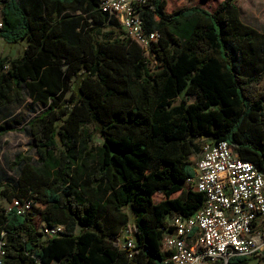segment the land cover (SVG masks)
Listing matches in <instances>:
<instances>
[{"label": "trees", "instance_id": "1", "mask_svg": "<svg viewBox=\"0 0 264 264\" xmlns=\"http://www.w3.org/2000/svg\"><path fill=\"white\" fill-rule=\"evenodd\" d=\"M101 2L0 0V39L28 40L21 57L0 59V108L25 93L45 108L29 122L35 155L15 157L16 186L0 187V200H34L45 225L65 228L46 237L37 217L0 204L5 264H166L167 218L193 216L205 201L187 184L200 140L226 141L264 171V29L244 24L235 0L214 12L173 13L168 0H151L135 8L145 31L161 34L148 55ZM189 21L187 38L172 32ZM95 133L100 146H90ZM127 207L135 219L133 258L120 249L131 228ZM252 257L264 260V252L228 264Z\"/></svg>", "mask_w": 264, "mask_h": 264}, {"label": "built area", "instance_id": "2", "mask_svg": "<svg viewBox=\"0 0 264 264\" xmlns=\"http://www.w3.org/2000/svg\"><path fill=\"white\" fill-rule=\"evenodd\" d=\"M151 0H102L100 8L115 18L127 37L148 55L158 45L161 34L146 32L135 12ZM3 23L0 19V29ZM187 184L205 197L202 207L190 217L171 215L162 230V252L166 264H228L239 257L264 252V171L241 160L226 141L206 142ZM42 205L34 200L12 198L7 212L21 217H37ZM64 226L44 224L42 232L54 238ZM120 249L129 258L136 253V238L128 230ZM121 243V241H120ZM6 233L0 237V264H5Z\"/></svg>", "mask_w": 264, "mask_h": 264}, {"label": "rangeland", "instance_id": "3", "mask_svg": "<svg viewBox=\"0 0 264 264\" xmlns=\"http://www.w3.org/2000/svg\"><path fill=\"white\" fill-rule=\"evenodd\" d=\"M222 2L223 0H209L207 2H203L202 0H168L166 11L173 13L182 8L198 6L209 12H214ZM234 4L237 6L240 17L245 24L257 30L264 29V0H235ZM193 28L194 22L189 21L177 25L172 29V32L179 38H187L192 33ZM27 46V39L14 45H9L0 39V59L11 61L19 58ZM258 90L264 93V79L258 84ZM188 101L193 102L194 99L188 98ZM44 111V106L40 103L33 102L28 98L26 93L22 102L9 104L0 108V127L6 129L5 132L0 133V187L2 189L7 188L10 192L14 191L18 179V172L17 170L11 169V163L15 157L18 155L34 157L35 148L33 138L30 134L29 122ZM89 130L92 134L94 133L92 127ZM102 142L103 139L101 136L95 133L90 141V146H100ZM206 142L208 141L205 138L199 141L201 148ZM199 157L200 153L192 157L191 162L193 168ZM178 196L179 194H176L172 198L175 199ZM161 200L162 196L159 195L154 198L155 203H159ZM9 203V199L2 198L0 200L3 209L9 208ZM124 211L129 217V226L131 227L135 223L131 209L127 207ZM34 223L36 228L42 231L44 223L42 222L41 214L34 220ZM126 232L122 236L128 235ZM128 232L129 236L135 237L132 227L128 229ZM249 264H264V260L252 257Z\"/></svg>", "mask_w": 264, "mask_h": 264}, {"label": "crops", "instance_id": "4", "mask_svg": "<svg viewBox=\"0 0 264 264\" xmlns=\"http://www.w3.org/2000/svg\"><path fill=\"white\" fill-rule=\"evenodd\" d=\"M242 20V19H241ZM244 23V22H243ZM245 24V23H244ZM247 25V24H246ZM249 26V25H248ZM254 28V27H253ZM258 31H262V30H258ZM217 264H223V262H219Z\"/></svg>", "mask_w": 264, "mask_h": 264}]
</instances>
